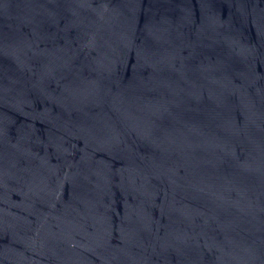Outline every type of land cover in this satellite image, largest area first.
I'll return each instance as SVG.
<instances>
[{"label": "water", "instance_id": "obj_1", "mask_svg": "<svg viewBox=\"0 0 264 264\" xmlns=\"http://www.w3.org/2000/svg\"><path fill=\"white\" fill-rule=\"evenodd\" d=\"M0 264H264V0H0Z\"/></svg>", "mask_w": 264, "mask_h": 264}]
</instances>
